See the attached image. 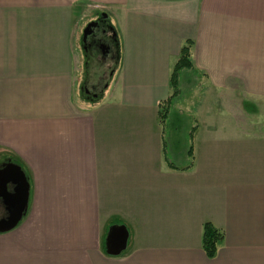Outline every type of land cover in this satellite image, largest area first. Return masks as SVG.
Listing matches in <instances>:
<instances>
[{"label":"crops","instance_id":"1","mask_svg":"<svg viewBox=\"0 0 264 264\" xmlns=\"http://www.w3.org/2000/svg\"><path fill=\"white\" fill-rule=\"evenodd\" d=\"M101 15L120 64L83 97L81 26ZM188 40L195 125L169 150ZM0 160L30 178L0 264H264V0H0Z\"/></svg>","mask_w":264,"mask_h":264},{"label":"rangeland","instance_id":"2","mask_svg":"<svg viewBox=\"0 0 264 264\" xmlns=\"http://www.w3.org/2000/svg\"><path fill=\"white\" fill-rule=\"evenodd\" d=\"M101 16H97L95 20L102 19ZM93 21V20H86L85 23L82 24V28L86 25L87 22ZM116 35V32H114ZM82 34L83 31H81L79 36V42H78V55L80 58V67L81 71L78 74L80 76V84H81V94L83 97H85V89L88 88V84L90 85H97V88H101L102 86H105L104 84H107L110 82L111 78L113 77V72L116 71L120 64V47L117 40V45L112 47V52L106 53V55L103 52H97L95 56H90L88 60H85L84 53L82 50ZM116 39V38H115ZM78 40V39H77ZM77 42V41H76ZM114 48V52H113ZM195 86V82L191 81L188 85H184V83L180 84L178 87L179 93H177L170 104H168V113L165 115L164 118V127H165V136L166 141L169 145V150H171L174 145V141L176 139L182 140L184 142V139H188L191 136L190 132L192 130V126L195 125V118L193 117V107L196 104V101L199 99L198 92L193 94V89ZM174 91V89H173ZM249 108L254 110V106L249 105ZM167 107L165 110H167ZM164 110V111H165ZM177 142V141H176ZM180 151H178V155L181 152L180 145L177 143V148ZM171 156L173 157L174 161H180L179 158L174 157L175 155L173 152H171ZM2 160H0L1 163ZM10 161V160H7ZM6 163V161H5ZM4 163V164H5ZM3 166V165H2ZM30 181V178H28ZM66 264H70L69 261L66 258ZM85 264V263H82Z\"/></svg>","mask_w":264,"mask_h":264},{"label":"water","instance_id":"3","mask_svg":"<svg viewBox=\"0 0 264 264\" xmlns=\"http://www.w3.org/2000/svg\"><path fill=\"white\" fill-rule=\"evenodd\" d=\"M94 24L93 21L88 24L84 31V37ZM8 166H13V172L11 170L8 172L7 169L1 172L14 178L8 177L0 180V199L9 211L7 217L0 219V232L11 230L19 224L26 214L30 198V182L23 168L15 163H10ZM9 183L15 185L12 191L9 190Z\"/></svg>","mask_w":264,"mask_h":264},{"label":"flooded vegetation","instance_id":"4","mask_svg":"<svg viewBox=\"0 0 264 264\" xmlns=\"http://www.w3.org/2000/svg\"><path fill=\"white\" fill-rule=\"evenodd\" d=\"M90 22L92 21L87 22L82 29V50L85 60H88L90 56L94 57L97 52H103L106 55V53L112 52L113 44L114 46L117 45V41L112 33V26L105 18L93 21L95 24L88 30L87 35L84 37V31ZM12 168L13 166H8V164L0 166V180L1 178H14L11 175H4L1 172L4 169H7L8 172L10 170L13 172ZM8 187L9 190L12 191L15 185L9 183ZM8 213L7 206L3 203L2 199H0V219L7 217Z\"/></svg>","mask_w":264,"mask_h":264},{"label":"trees","instance_id":"5","mask_svg":"<svg viewBox=\"0 0 264 264\" xmlns=\"http://www.w3.org/2000/svg\"><path fill=\"white\" fill-rule=\"evenodd\" d=\"M192 44L193 42L191 40H188L182 46L180 58L178 62L175 64L173 72H172V76H171V82H172V87L174 89V92L172 96L170 97V99L168 100L167 104H165V108L168 106V104H170L171 98L175 96L178 91L179 75L181 71L186 68H193V63L191 61ZM165 108L162 111V117H165V115L168 113V107H167V110H165ZM189 152L191 155H193L192 148H190ZM224 237H225V234L222 230L216 228L211 223H205L202 247L208 257L213 258L216 255L220 244L224 240Z\"/></svg>","mask_w":264,"mask_h":264}]
</instances>
